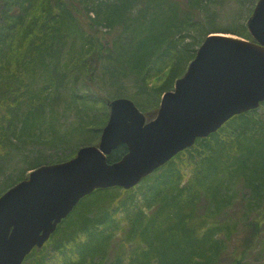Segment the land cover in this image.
Wrapping results in <instances>:
<instances>
[{"label": "trees", "instance_id": "trees-1", "mask_svg": "<svg viewBox=\"0 0 264 264\" xmlns=\"http://www.w3.org/2000/svg\"><path fill=\"white\" fill-rule=\"evenodd\" d=\"M204 2L102 0L90 12L86 0H0V158L15 141H35L45 130L51 143L63 137L53 120L66 76L60 59L73 54L79 68L89 60L96 67L107 40H113L111 71L134 75L143 94L150 88L152 98L136 105L151 111L184 73L196 53L192 46L219 32L204 20ZM225 31L250 38L245 25ZM103 105L106 110L105 98ZM256 111L232 116L133 188L94 190L23 264H53L49 245L54 264H254L250 257L264 240V137ZM96 122L84 129L97 132ZM86 137L81 144H88ZM125 152L119 145L107 161ZM40 164L36 156L28 170ZM233 180L253 193L241 210H229L233 195L223 190ZM232 215L240 222H230Z\"/></svg>", "mask_w": 264, "mask_h": 264}, {"label": "water", "instance_id": "water-1", "mask_svg": "<svg viewBox=\"0 0 264 264\" xmlns=\"http://www.w3.org/2000/svg\"><path fill=\"white\" fill-rule=\"evenodd\" d=\"M246 26L252 40L207 35L156 109L143 113L127 97L107 100L109 115L98 144L36 167L2 193L0 264H22L93 190L131 188L197 138L259 107L264 101V0L257 1ZM121 144L126 152L107 162Z\"/></svg>", "mask_w": 264, "mask_h": 264}, {"label": "rangeland", "instance_id": "rangeland-1", "mask_svg": "<svg viewBox=\"0 0 264 264\" xmlns=\"http://www.w3.org/2000/svg\"><path fill=\"white\" fill-rule=\"evenodd\" d=\"M101 1L102 0H86L90 12H94L91 7ZM256 1L257 0H206V2H204L205 7L202 8V16L205 21L211 22V28L219 31L217 33H227V35L239 37V35L233 34L231 31L226 32L225 30H232L234 28L240 29L245 25ZM188 39L190 40V37H188L187 40ZM102 44L103 49L106 50L99 52L101 57H98V66L96 67L91 68L92 62L90 63L89 60L87 61L88 63L85 64L86 68H79L78 65L75 64V55L73 54L70 56L63 55L60 59L59 68L65 70L66 76L63 81V86L59 88L58 91L60 92L54 101L53 120L56 129H58L60 134H63L62 138H64V141L68 138L65 136L73 134L72 136L74 138L72 137V142L64 143L62 138H60L56 143H51L49 134L46 130L40 138H35V141H15V145L11 146L10 151L4 158H0V163L2 164L0 170V194L7 189L6 187H10L17 182L21 176L28 175V164L33 161L36 156L39 157L42 164L50 161L58 162L68 159L67 155L71 153L73 149L77 150V147L83 145L81 141H85L84 139L86 136H88L86 138L89 139L88 143H96L103 126V123L101 124L100 122L104 112H107L108 115V107L106 105L105 110L103 105L104 98L111 99L112 97L123 96L132 99L141 106H144V100L152 98L153 94H150L149 97L150 88H147V91L144 92L146 95L142 93L143 91L138 86V80L134 75H127L120 78L111 71L108 60L111 59L110 50L113 47V40L104 41ZM192 47L196 50L198 46L195 44ZM65 62L67 63L65 64ZM86 71L91 72L92 76H94L95 79L93 83H90L86 78ZM154 82L158 83L157 80H154ZM159 100L154 108L159 105ZM105 118H107V116ZM255 118L257 122L256 126L260 129L262 128L261 133L264 137V105L257 108ZM86 122L100 123L97 125V132L91 133L84 129L86 128ZM188 161V163H190V159ZM187 168L188 167H185V169ZM185 180H187V178H184L183 182ZM235 181L236 180L229 181V184L226 183L225 186H223V190L227 194L233 195L232 202L230 203L231 208H229V210L235 208L241 210L246 203L251 200L253 195L251 190L248 189V185L242 180H239V182ZM236 183L239 184L237 185ZM255 183H257L255 185L260 184L258 181ZM148 184L149 183H143V185ZM227 185L229 187H227ZM256 204L257 203L253 201L250 202V205L253 207H255ZM238 220V216L232 215L230 222L237 223ZM124 249L128 250L130 248L124 246ZM45 250L48 256V262L54 264L56 257L52 246L49 245ZM250 258L254 264H264V240L258 247V250H256Z\"/></svg>", "mask_w": 264, "mask_h": 264}, {"label": "bare ground", "instance_id": "bare-ground-1", "mask_svg": "<svg viewBox=\"0 0 264 264\" xmlns=\"http://www.w3.org/2000/svg\"><path fill=\"white\" fill-rule=\"evenodd\" d=\"M67 217V216H66Z\"/></svg>", "mask_w": 264, "mask_h": 264}]
</instances>
